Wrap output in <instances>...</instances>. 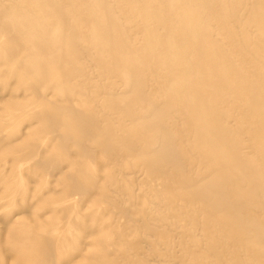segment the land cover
I'll list each match as a JSON object with an SVG mask.
<instances>
[{"label":"bare ground","instance_id":"bare-ground-1","mask_svg":"<svg viewBox=\"0 0 264 264\" xmlns=\"http://www.w3.org/2000/svg\"><path fill=\"white\" fill-rule=\"evenodd\" d=\"M0 264H264V0H0Z\"/></svg>","mask_w":264,"mask_h":264}]
</instances>
